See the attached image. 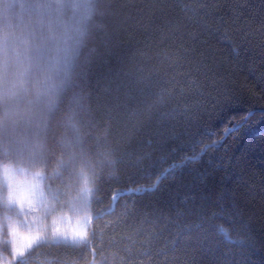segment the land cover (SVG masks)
<instances>
[{"label":"trees","instance_id":"obj_1","mask_svg":"<svg viewBox=\"0 0 264 264\" xmlns=\"http://www.w3.org/2000/svg\"><path fill=\"white\" fill-rule=\"evenodd\" d=\"M101 10L86 106L116 163L96 178L86 243L27 264H264V0Z\"/></svg>","mask_w":264,"mask_h":264},{"label":"snow or ice","instance_id":"obj_2","mask_svg":"<svg viewBox=\"0 0 264 264\" xmlns=\"http://www.w3.org/2000/svg\"><path fill=\"white\" fill-rule=\"evenodd\" d=\"M103 2L104 0H47L31 5L15 3L5 5L3 35L0 36V245H3L0 251V264H27V257L35 248L44 244L76 246L87 236V228L91 224L90 211H84L83 215H79L82 209L77 208L72 200H69L70 210L78 219L71 236L68 235L67 228L62 231L61 226L71 223L70 218L64 213L63 207L57 210L54 205L48 203L37 182L45 179L42 171H31L29 166L34 169L44 162L45 144L41 133L43 127L47 126L46 121L54 119L65 103L83 108L81 96H69L64 90L70 89L80 76L78 69L86 59L84 49L92 30L99 31L104 28L102 23L96 22V17L103 15L101 10ZM17 6L55 9L58 12L69 9L74 15L78 13L75 35L63 40V56L57 70V75L62 77L58 86L59 92L48 97L46 111L42 114L41 121L35 124V129L31 127L33 124L32 116L29 115L31 108L27 111L20 110V102L32 95L33 99L27 101L28 105L40 104L41 97L46 93L40 92L35 83L22 78L15 80L10 78L17 69L14 56V25L11 22L15 15L12 9ZM55 41V36L47 38L41 36L32 46L35 56L29 59L35 60L37 68L40 67L45 46ZM88 54L91 55V50ZM29 84L30 86H26ZM22 123L28 126V134L21 135L18 132ZM71 127L74 135L62 143L61 153L57 158V171L53 175L59 176L60 170L68 171L69 175H76L80 187L77 196L72 199L80 201L84 209H87L94 193L98 191L94 187L97 178L96 168L112 167L116 163L115 152L106 139L97 137L95 139L98 149L96 158L93 159L86 140L91 134H82L81 129L75 124ZM29 175L32 177L31 181L27 179ZM49 196L52 201L58 202L60 193L49 189ZM49 217L50 222L46 223ZM81 229L83 231H80Z\"/></svg>","mask_w":264,"mask_h":264},{"label":"rangeland","instance_id":"obj_3","mask_svg":"<svg viewBox=\"0 0 264 264\" xmlns=\"http://www.w3.org/2000/svg\"><path fill=\"white\" fill-rule=\"evenodd\" d=\"M44 2H47V0H0V36L3 35V12L5 5L11 3H15L17 5H31ZM12 12L15 14L11 22L14 25V56L16 58L17 69L10 78L13 80L22 78L31 83H35L36 88L38 90L40 89V92L46 93V95L41 97L42 102L40 104H36L41 106L40 108H42V112L36 114L31 111V113H29L33 120L31 127L32 129H35V124L41 121V116L46 111L45 105L48 97L59 92L58 86L62 77L57 75V70L60 67V61L63 56V40L75 35L78 13L74 15L73 11L69 9L58 12L55 9H34L30 7L20 8L18 6L12 9ZM96 22H98L97 18ZM41 36L45 38L55 36L56 41L49 42V44L45 46L44 55L40 61V67L37 68L35 66V60L29 59V57L35 56V53L32 51V46L37 43ZM89 51L90 49L87 46L86 49H84L86 59L84 60L82 67L78 69L80 72L79 78L70 89L64 90L69 96H81L83 98V108L76 104L65 103L62 106V109L56 113L54 119L46 121V127H43L42 125L43 131L41 135L45 144L43 150L44 162L37 165L34 169L29 166L31 171H42L45 179H48L47 177H55L59 180V185L61 186V198L58 202L51 200V197L49 196V189H51V187L48 183L43 182L44 179L37 182L40 184V190L44 193L45 197H47L48 203L50 205H54L57 210L63 207L64 213L70 218V224L61 226L62 231L65 228L68 229L69 236L72 235V229L76 227L78 217L70 210L68 201L72 200L73 205L82 209L79 215H83L84 211H89V209H84V206L80 201L72 199L77 196L78 189L80 187L79 179L76 175H69V172L64 170H60L59 176L53 175V173L57 171V158L61 153V145L73 137L74 133L71 127L73 124H75L77 128L81 129L82 134H91L86 137V140L90 147V154L93 159L96 158V152L98 149L95 138L100 137L106 139L104 133L98 130L94 125L86 106L85 63ZM53 72H55L56 76H54ZM21 74L23 75L21 76ZM26 86H30V84ZM62 94L63 93H61V95ZM29 99H33V96L29 95L25 99L21 100L20 110L27 111L28 107H31L27 103ZM18 132L21 135L28 134L29 128L22 123L18 128ZM106 169H110V167H97V176L100 172ZM19 179H24V177H19ZM27 179L31 181V175H29ZM45 222L49 223L50 217ZM80 231L83 230L81 229ZM86 239L87 236L78 244L86 243ZM2 249L3 245H0V251H2ZM103 261L99 264H105Z\"/></svg>","mask_w":264,"mask_h":264},{"label":"bare ground","instance_id":"obj_4","mask_svg":"<svg viewBox=\"0 0 264 264\" xmlns=\"http://www.w3.org/2000/svg\"><path fill=\"white\" fill-rule=\"evenodd\" d=\"M53 74H54V76H56L55 72H53ZM39 91H40V89H39ZM30 106L31 107H28V108H31L33 113L38 114L39 112H42V108H40L41 107L40 105L34 104V105H30Z\"/></svg>","mask_w":264,"mask_h":264}]
</instances>
